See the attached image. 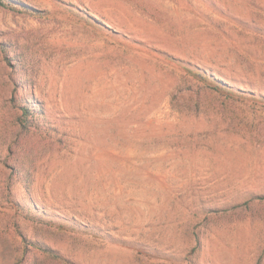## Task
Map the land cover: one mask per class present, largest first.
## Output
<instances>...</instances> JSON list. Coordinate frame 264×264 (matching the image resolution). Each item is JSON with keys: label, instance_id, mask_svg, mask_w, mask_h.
<instances>
[{"label": "rangeland", "instance_id": "374dc122", "mask_svg": "<svg viewBox=\"0 0 264 264\" xmlns=\"http://www.w3.org/2000/svg\"><path fill=\"white\" fill-rule=\"evenodd\" d=\"M18 1L44 14L0 7L28 85L0 51V264H264V103L184 67L264 96V0Z\"/></svg>", "mask_w": 264, "mask_h": 264}, {"label": "trees", "instance_id": "16d2710c", "mask_svg": "<svg viewBox=\"0 0 264 264\" xmlns=\"http://www.w3.org/2000/svg\"><path fill=\"white\" fill-rule=\"evenodd\" d=\"M64 6L67 7L68 10H70L72 13L76 14L79 16V18L83 19L87 23L90 24H96V20H93V17L89 14L80 9L77 6L71 5L64 3ZM0 7L6 9V10H11V11H16L24 14H31V15H41L44 14L42 11L36 9L35 7L28 5L26 3H23L22 1L18 0H0ZM14 48L11 44H8L6 42H0V51L4 53L6 59L8 62L11 61L12 57H10L9 53L14 52ZM11 63V62H10ZM14 66H18L20 71L16 72L18 77H14V84L16 87H21L23 90L27 88V82H25V73L23 72V68L20 64L19 61L12 62ZM185 64V63H184ZM183 65V64H182ZM185 70L195 79H197L199 82L203 83L207 87H210L214 91L228 96L233 99H239V100H244V101H251V102H260L264 103V96L263 95H258L255 94L252 91H246L242 90L239 88L233 87L231 84L228 82L222 80L219 78L217 75L213 73H206L201 70H199L196 67H191L190 65L188 66L187 64L184 65ZM16 89L14 88V92L16 93ZM12 101L14 102L15 107L17 108L19 112V123L22 126L23 129L25 130H30L33 129L34 127L36 128H41V126H44L48 129L51 128L49 123L45 120V111L41 107L40 103L37 101L29 100L27 95L25 96H17V93L14 95V98H12ZM19 203V201H18ZM20 204V203H19ZM18 210L22 213H24L27 216H35V217H43L46 213L45 210H39V207L34 203L33 205H20L18 207ZM34 214V215H33ZM67 225L62 224L61 228L66 229ZM87 231H93L92 229H86ZM38 248H41L47 255L51 256L54 259H57L58 261L63 259V261L69 262L68 260L64 259L60 255H58L57 252H55L52 249L44 248L40 245H38L36 242L34 243Z\"/></svg>", "mask_w": 264, "mask_h": 264}]
</instances>
